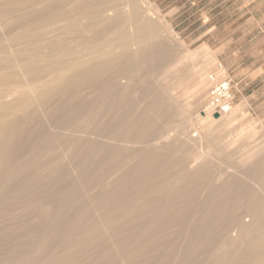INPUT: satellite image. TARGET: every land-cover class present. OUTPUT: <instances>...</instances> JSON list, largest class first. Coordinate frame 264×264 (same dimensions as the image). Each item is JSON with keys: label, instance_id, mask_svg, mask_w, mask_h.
<instances>
[{"label": "bare ground", "instance_id": "bare-ground-1", "mask_svg": "<svg viewBox=\"0 0 264 264\" xmlns=\"http://www.w3.org/2000/svg\"><path fill=\"white\" fill-rule=\"evenodd\" d=\"M149 3L0 1V23L18 22L0 28V264H264V174L218 185L185 125L139 145L158 118L180 116L161 98L142 105L139 66L162 77L180 64ZM196 51L198 77L215 59ZM242 107L197 123H231ZM101 108L117 123L93 125ZM176 142L193 151L177 159Z\"/></svg>", "mask_w": 264, "mask_h": 264}, {"label": "rangeland", "instance_id": "rangeland-1", "mask_svg": "<svg viewBox=\"0 0 264 264\" xmlns=\"http://www.w3.org/2000/svg\"><path fill=\"white\" fill-rule=\"evenodd\" d=\"M149 1L147 8L150 10V15L152 14L153 18L161 22L162 31L167 27L166 32L163 31L165 36L169 39L174 37L170 41L180 64L177 63L178 66L164 75L165 77L160 75L162 68L152 62L139 66L136 78L141 81L139 84L144 85L142 88L150 96L142 105L161 98L165 103L169 101L174 111H177L180 116L177 115L179 117L171 119L158 118L156 125L147 131L139 145L144 146L150 140L157 142L162 140L161 144L171 142L172 135H177L179 132L177 128L185 125L190 131L189 135H195L191 136V139L203 141L201 151L211 156L213 169L222 174L218 185L232 187L237 182V174L251 180L249 170H259V174H264V0ZM22 10L25 13L26 10ZM9 19H6L8 24L4 20L5 25L16 24V26L13 25L15 30L18 22L14 17ZM11 19L14 20L11 22ZM1 21L3 18L1 20L0 17ZM2 24L0 28L3 26L1 29L6 33L1 31L0 34H7L9 28L13 30V26L7 27L6 25L7 29H5V25ZM10 29L9 32H11ZM194 50L201 52L199 54L196 51L199 54L197 58L201 59L206 52L207 54L209 52L214 55L215 59L198 77L194 76V73L192 75L194 62L197 60L187 56L186 53ZM178 58L180 60L182 58V62ZM218 62L224 64L234 80L233 108L241 103L243 107L242 111L236 110L238 112L232 118L234 120L231 123L227 120L217 122L208 130L209 126L204 124L200 126L197 123V115L202 113L206 105L208 73ZM125 79L121 77L120 81H127ZM200 84H203V90L200 100L197 101L194 91ZM171 90H173L172 93ZM129 93V99L121 102L120 107L135 95L133 90ZM117 121L118 117L114 112L101 108L97 110L93 125L109 127ZM196 132H199L198 136ZM162 135L164 138L160 139ZM126 139L124 141L126 144L137 145L131 142L130 138ZM192 151L191 146L182 149L176 142L170 152L175 153V157L180 159L183 153L188 155ZM186 168L188 165L177 166L173 177ZM208 184L213 185L214 182L211 181Z\"/></svg>", "mask_w": 264, "mask_h": 264}, {"label": "built area", "instance_id": "built-area-1", "mask_svg": "<svg viewBox=\"0 0 264 264\" xmlns=\"http://www.w3.org/2000/svg\"><path fill=\"white\" fill-rule=\"evenodd\" d=\"M206 105L203 109L208 114L219 116L230 113L234 106V80L222 62H218L208 73Z\"/></svg>", "mask_w": 264, "mask_h": 264}, {"label": "water", "instance_id": "water-1", "mask_svg": "<svg viewBox=\"0 0 264 264\" xmlns=\"http://www.w3.org/2000/svg\"><path fill=\"white\" fill-rule=\"evenodd\" d=\"M219 116V114H215V117H218Z\"/></svg>", "mask_w": 264, "mask_h": 264}]
</instances>
